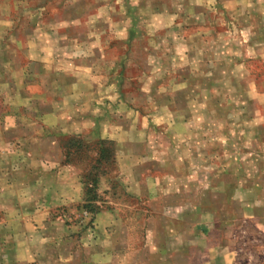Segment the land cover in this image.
<instances>
[{
    "label": "rangeland",
    "instance_id": "374dc122",
    "mask_svg": "<svg viewBox=\"0 0 264 264\" xmlns=\"http://www.w3.org/2000/svg\"><path fill=\"white\" fill-rule=\"evenodd\" d=\"M187 1L203 21L195 7L173 14ZM55 109L64 122L45 124ZM91 111L102 121L80 122ZM102 136L115 163H96ZM69 138L88 146L75 165ZM61 174L79 201L59 208L48 185ZM94 175L110 242L140 248L144 228L172 226L176 248L205 220L233 234L222 242L238 264H264V0H0V264L54 263L45 218L99 240L82 209ZM142 260L156 263L148 249Z\"/></svg>",
    "mask_w": 264,
    "mask_h": 264
},
{
    "label": "crops",
    "instance_id": "0c3cea01",
    "mask_svg": "<svg viewBox=\"0 0 264 264\" xmlns=\"http://www.w3.org/2000/svg\"><path fill=\"white\" fill-rule=\"evenodd\" d=\"M194 7L200 9L197 15L200 23V20H204V14L202 11L206 12V6L204 4H193V2L187 1V3L176 4V6L172 7L171 11L174 12L173 14H175V12L180 10L195 9ZM218 8L220 9V7ZM160 10L164 9L162 8ZM188 22H190L187 23L188 25L191 23H196L190 21V19ZM185 87H187L191 93L192 85L190 83H186ZM256 87L257 85L254 83L251 91H253ZM211 97L212 96L210 95L209 98L212 99ZM215 98V95H213V100H215ZM91 101L92 99L88 102L92 104ZM77 107H75L76 111L74 112L76 116L79 115V109H77ZM100 108L101 107H98L97 109L100 110ZM80 109H82L80 111H84V107H81ZM99 110L96 111L98 112ZM93 111H91V116H83L85 112H81L82 118L80 119V122L100 123L102 120L99 118V114ZM63 114L64 113L61 109H55V111H49L46 113L42 121H44L45 124L57 125L64 122L65 117ZM75 121H77V119ZM62 133L63 132H61V134ZM101 139L115 140V138H112L111 136H102ZM62 160V158H59L58 163H62ZM59 177L61 180H57L55 185H48V190H52L54 192V197L52 198L54 201L58 202L57 205H59V208L67 206L68 203L79 201L77 200L78 196L74 198L77 193L73 190L71 191V189H68L69 185H66L64 182L62 183V174ZM80 201L82 200L80 199ZM76 209L78 210V208H75V210ZM83 214H85L87 217L89 215V213L86 211H84ZM109 217H114L111 212H101L96 215V225H98L96 234H100L101 238L99 240H96L95 238L89 240V238H87L88 241L86 237H89L93 230L89 232L88 229H86L87 227H85V229L81 230L79 234L75 236L78 228L74 224L67 226V221L69 220L66 218H62V216H60L59 220L57 218L50 221L45 218L44 227H47V229L51 230L53 229L52 233H43V230H41L44 228L43 226L42 228L39 227V229H37L38 234H40V238L45 243L43 248V251L46 253L45 256H48L49 252L52 253L51 257L54 260V263L52 264H114L116 259L118 260V263L115 262L116 264H144L142 262L143 252L148 249L150 254L153 256V259H155V264H157V261L162 264H238L237 250L232 247L227 248V246H225V244L222 242L225 240L224 237H232L233 234H220L218 237H213V231L209 226V223H207L205 220H203L202 225L198 226L197 228L198 233L196 234V238L200 240L198 242H190L189 239L184 241L182 238L181 244L179 243L175 248V244L173 242L174 235L181 233L183 236V234H185L183 229L180 231V229L172 226L157 229L144 228L145 235H148L147 240L149 241V239H151V242L149 241L148 244H146L147 241H145V243L140 248L132 249L129 248V244H126L124 241L122 242L121 239L119 240V238H117L116 242H110L111 235L108 232V226L101 224L103 223L102 221ZM93 218L94 217L91 215L92 220ZM247 219H254L252 212L248 215ZM262 225H264V222H262ZM117 231L119 232V229H117ZM261 231L264 234V227ZM154 232L156 234H158V232L160 234H165V239L160 242H153L152 236L155 234ZM82 239H85L86 243H83ZM25 244L26 245L20 250L24 253L26 260L29 261V255H33L34 250L30 249L29 240ZM175 251H180V256L178 255L179 257H177V254L175 256ZM41 263L42 262H39L38 264Z\"/></svg>",
    "mask_w": 264,
    "mask_h": 264
},
{
    "label": "trees",
    "instance_id": "16d2710c",
    "mask_svg": "<svg viewBox=\"0 0 264 264\" xmlns=\"http://www.w3.org/2000/svg\"><path fill=\"white\" fill-rule=\"evenodd\" d=\"M97 145L99 146V159L96 161V163L99 165L103 162L105 164L112 162L115 163V152L114 149L115 143L111 140H98ZM63 147L65 148V153L67 157V163L69 165H75L73 161H71V158L74 155H82L84 150H87L88 146L86 143L79 139V138H69L68 142L63 144ZM71 157V158H70ZM91 169H94L93 166H91ZM91 178V177H90ZM98 177L92 176L91 179L87 178L85 183V198H84V204L82 206V209L89 214H91L93 217L96 216L99 211L94 210L93 203H95L97 200V194L95 193L97 186H98Z\"/></svg>",
    "mask_w": 264,
    "mask_h": 264
}]
</instances>
